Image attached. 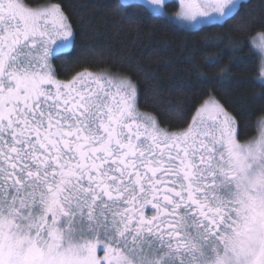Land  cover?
Returning a JSON list of instances; mask_svg holds the SVG:
<instances>
[{
	"label": "snow or ice",
	"instance_id": "obj_1",
	"mask_svg": "<svg viewBox=\"0 0 264 264\" xmlns=\"http://www.w3.org/2000/svg\"><path fill=\"white\" fill-rule=\"evenodd\" d=\"M180 7L193 27H264V5ZM57 40H74L61 3L0 0V264H264V107L244 142L211 97L170 131L121 72L57 79Z\"/></svg>",
	"mask_w": 264,
	"mask_h": 264
},
{
	"label": "trees",
	"instance_id": "obj_2",
	"mask_svg": "<svg viewBox=\"0 0 264 264\" xmlns=\"http://www.w3.org/2000/svg\"><path fill=\"white\" fill-rule=\"evenodd\" d=\"M50 2L61 3L74 32L69 48L50 57L56 78L67 80L85 68L121 72L138 87L140 111L157 117L169 130L184 128L212 96L236 117L240 141L257 133L253 113L264 107V89L258 79L259 55L250 39L264 27H242L234 17L223 26L188 29L168 15L178 9L174 0L165 2V14L123 0ZM239 4L241 13L252 11L259 18L264 0ZM209 56L217 58L215 65L207 63Z\"/></svg>",
	"mask_w": 264,
	"mask_h": 264
},
{
	"label": "rangeland",
	"instance_id": "obj_3",
	"mask_svg": "<svg viewBox=\"0 0 264 264\" xmlns=\"http://www.w3.org/2000/svg\"><path fill=\"white\" fill-rule=\"evenodd\" d=\"M123 1H124V2H139V3H142V4L146 5V6H147L152 12H154V13H157V14H165L166 11H165V8H164V4H165V2H167V1H171V0H163V3H161V4H159V5L153 4V3H152V0H123ZM174 1L177 2V4H178V9H177V11H176L175 13H173V14H168L169 17H170L172 20H174V21H175L176 23H178L179 25H181V26H183V27H185V28H188V29H195V28H198V27L202 26V25H196L195 27H193V25L195 24L194 21H190V20H187V19H185V18H183V17H181V16H178L177 13H179V12L181 11L180 0H174ZM240 1H242V0H236V2H237L238 4H239ZM198 19H199V18H198ZM260 33H262V32H258V33H256L255 35H253V36L251 37V39H250V42H251L253 48L256 50V52H257L258 55H259L260 65H261V63H264V48H261V46H260V43H261L260 40H259V34H260ZM62 43H65V42H64V41H61V40H57L56 43H54V44L51 46V55H50V57H51L54 53H56V52H59V51H62V50L67 49V48L59 47V45H61ZM69 46H70V45H69ZM68 48H69V47H68ZM50 57H49V62H50ZM259 69H260V67H259ZM82 71H83V70H82ZM89 71L94 72V73H97V72L110 73V72H108V71H104V70H103V71H92V70H89ZM75 75H76V74H75ZM73 76H74V75H73ZM71 78H72V77H71ZM71 78H69V79H71ZM57 79H58V78H57ZM69 79H67V80H69ZM258 79L261 81V80H264V77H261L260 75H258ZM60 80H61V79H60ZM63 81H66V80H63ZM210 97H211L212 99H215L214 97L209 96V97H207L204 101L208 100ZM215 100H216V99H215ZM204 101H203V102L197 107V109L201 107V105L204 103ZM197 109L195 110L193 116L196 115V111H197ZM193 116H192V117H193ZM192 117H191V119H190V121H189L188 124L191 123V121H192ZM188 124H187L184 128H186V127L188 126ZM184 128H181V129H184ZM181 129L170 130V131H179V130H181ZM259 132H260V128L258 127L257 133H256L255 136L252 137L251 139H253V138H258V136H259ZM248 140H249V139H248ZM241 142H244V141H241ZM145 211H146V214H148V215H151V214H152V210H151V207H150V206H148L147 209H146ZM98 255L102 257V256H103V252H102V251H99V252H98Z\"/></svg>",
	"mask_w": 264,
	"mask_h": 264
},
{
	"label": "flooded vegetation",
	"instance_id": "obj_4",
	"mask_svg": "<svg viewBox=\"0 0 264 264\" xmlns=\"http://www.w3.org/2000/svg\"><path fill=\"white\" fill-rule=\"evenodd\" d=\"M146 209H147V208H146ZM146 209H145V210H146Z\"/></svg>",
	"mask_w": 264,
	"mask_h": 264
}]
</instances>
